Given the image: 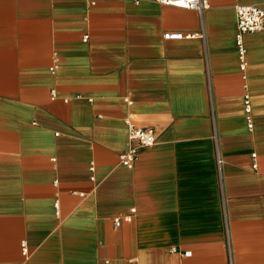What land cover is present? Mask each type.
<instances>
[{
  "label": "crops",
  "instance_id": "1",
  "mask_svg": "<svg viewBox=\"0 0 264 264\" xmlns=\"http://www.w3.org/2000/svg\"><path fill=\"white\" fill-rule=\"evenodd\" d=\"M207 1L0 0V264H264V0Z\"/></svg>",
  "mask_w": 264,
  "mask_h": 264
},
{
  "label": "built area",
  "instance_id": "2",
  "mask_svg": "<svg viewBox=\"0 0 264 264\" xmlns=\"http://www.w3.org/2000/svg\"><path fill=\"white\" fill-rule=\"evenodd\" d=\"M154 2L175 8H181L186 10H194L199 14H202L209 8L207 0H154ZM236 34L235 44L237 48V58L239 62V68L242 72L246 69V50L243 44V36L248 33L262 32L264 31V4L263 5H236ZM164 39L179 40L182 38H190L189 35H183L181 33H167L163 36ZM86 40V36L84 37ZM56 63V62H55ZM56 69V64L50 69L52 72ZM245 79V77H244ZM246 89V85H244ZM52 99L55 97V92H51ZM124 101L127 105H131V100L125 98ZM245 111L248 114L250 112L249 98L247 95L244 97ZM127 126V146L125 151L119 156V163L123 166L131 169L136 160V156L141 149L152 147L157 142V133L151 126L141 127L135 126L131 122V115L125 118ZM248 128H252L251 120L247 118ZM217 164L221 166V159L217 157ZM256 168V165H253ZM134 213V210H131ZM125 222H130L131 216H125L122 218ZM120 219H115L114 224L118 226ZM22 251L26 254L25 244H21ZM189 255V253H186Z\"/></svg>",
  "mask_w": 264,
  "mask_h": 264
}]
</instances>
